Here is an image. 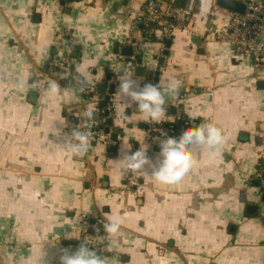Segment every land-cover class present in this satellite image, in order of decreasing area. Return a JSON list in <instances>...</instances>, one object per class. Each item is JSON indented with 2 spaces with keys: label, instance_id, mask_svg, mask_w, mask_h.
Segmentation results:
<instances>
[{
  "label": "crops",
  "instance_id": "crops-1",
  "mask_svg": "<svg viewBox=\"0 0 264 264\" xmlns=\"http://www.w3.org/2000/svg\"><path fill=\"white\" fill-rule=\"evenodd\" d=\"M63 1L0 0V264H59L61 249L79 245L83 215L103 229L109 212L121 219L118 234L109 237L103 229L88 235L111 248L102 255L108 264H264V193L255 180L264 169V62L237 59L216 41L215 32L233 13L214 0L201 11L199 0L186 23L197 35L177 29L167 49L147 28L133 27L147 0ZM62 32L77 53L68 80L51 70ZM127 48L131 57L122 53ZM138 56L148 70L160 68L159 83L179 81L183 96L166 99L182 106L176 114L147 120L117 94L125 73L149 82L135 76ZM20 79L23 90L16 87ZM114 79V95L97 94V86ZM49 80L60 84L59 96L44 94ZM81 87L92 90L90 99ZM108 98L114 106L113 126L108 119L105 127L110 133L96 136L83 157L65 150V134L78 117ZM201 122L223 131L225 142L214 157L206 147H193L196 163L179 183L139 172V185H126L127 169L117 162L123 143L130 152L147 148L154 159L161 136L150 135V125L168 123L175 130L169 136L179 137Z\"/></svg>",
  "mask_w": 264,
  "mask_h": 264
},
{
  "label": "clouds",
  "instance_id": "clouds-1",
  "mask_svg": "<svg viewBox=\"0 0 264 264\" xmlns=\"http://www.w3.org/2000/svg\"><path fill=\"white\" fill-rule=\"evenodd\" d=\"M208 0H200L201 11L207 7ZM81 82L78 80V83ZM41 82L37 79L33 86H38ZM18 90L25 88V82L17 81ZM179 81H170L166 86L161 83H141L129 74L119 77L117 94L129 105H136V111L142 114L147 120L159 122L165 113L166 98H176L179 95ZM83 91V88H79ZM61 86L56 80H49L44 89V94L52 97L59 96ZM67 95V93H64ZM86 121L82 130L74 127L65 134L63 148L72 155L83 157L90 147L91 122L94 120V112H85ZM195 118H193L194 120ZM225 142V137L221 128L215 123L201 122L184 129L179 137L169 136L166 132H161L158 138L159 153L155 158L147 154V148L140 147L134 152L123 143L121 158L117 161L123 167L135 174L143 172L151 176L154 181L174 185L183 180L196 163L193 155V147H206L211 156H215ZM150 169V172H149ZM105 222L104 232L109 236L118 234L121 227V219L118 215L103 213ZM70 237V236H69ZM111 251V248H108ZM108 257L98 254L94 249L88 247V241L81 242L75 251L61 249L59 264H108Z\"/></svg>",
  "mask_w": 264,
  "mask_h": 264
},
{
  "label": "built area",
  "instance_id": "built-area-1",
  "mask_svg": "<svg viewBox=\"0 0 264 264\" xmlns=\"http://www.w3.org/2000/svg\"><path fill=\"white\" fill-rule=\"evenodd\" d=\"M199 0H187L185 6L177 7L174 0H147L144 4V13L135 20L133 27L140 26L147 28L150 37H157L165 43L171 40L177 29L182 30L189 37L197 35L196 32L187 28L186 23L195 13ZM216 1V0H214ZM246 6L244 14L233 13L227 26L218 29L214 36L220 44L228 45L231 48L232 56L242 61L252 60L256 66L264 62V0H234ZM54 47L56 54L51 61V70L53 76L61 80L72 79L75 75L73 70L76 65L74 58L75 49L67 32H62L55 37ZM138 44H133V50L139 54ZM134 60L135 58L132 57ZM111 79V78H110ZM109 79V80H110ZM116 79L111 80V84L116 86ZM85 98H91L92 90L89 87L83 88ZM104 100V99H103ZM102 100V101H103ZM104 102V101H103ZM106 114V117L104 115ZM114 114V106L109 98V103L97 107L94 110V120L91 122V141L96 136H106L105 126L102 127L108 119ZM86 118L78 117L75 127L84 128ZM147 132L153 136H161V132L168 135H174L175 130L170 126L150 125ZM255 180L264 193V169L259 170L255 175ZM125 181L128 187L139 185V172L133 174L127 170ZM94 230L97 235L102 234L101 222L96 220L91 222L85 215L82 217V238L88 241V247L94 249L100 255H105L108 251L107 246L98 244L88 235L89 231Z\"/></svg>",
  "mask_w": 264,
  "mask_h": 264
},
{
  "label": "water",
  "instance_id": "water-1",
  "mask_svg": "<svg viewBox=\"0 0 264 264\" xmlns=\"http://www.w3.org/2000/svg\"><path fill=\"white\" fill-rule=\"evenodd\" d=\"M65 4V0L63 1V5ZM216 5L219 8L225 9L229 12L232 13H237V14H244L246 11V6L242 3H239L237 1L234 0H216ZM36 19H39V16H36ZM194 42H196L197 44H201L202 41L200 39L194 38L193 39ZM171 47V42L167 43V49H170ZM125 56L131 57L133 54L132 49L131 48H127L122 52ZM201 53H203V51H201ZM169 51H165V56H168ZM75 56H77V53L75 54ZM141 60L137 61V66L134 69V73L135 76L138 78H145L147 77V79L149 80V83H159L160 82V68H158L156 71H152V70H148L145 66L141 65ZM165 64V59L159 58L158 60V67L164 66ZM110 79V77H108V80ZM108 91V92H107ZM189 91V90H187ZM96 92L98 95H114L116 92V86L115 85H110L108 86V84H100L99 86H97ZM183 95L177 96V99L182 97ZM109 99V98H108ZM166 99H171L174 100L176 98H171V97H167ZM182 109V106H169L167 103L165 105V112L169 113V114H176L177 110ZM107 125L110 128L111 126H113V119H109L107 121ZM144 124H140V127L143 128ZM109 128L106 130V133L109 134L110 130ZM119 132L120 129L116 128L115 129V134L113 135V140L114 143H118L119 141ZM116 148L113 147L111 148L112 153H115ZM93 232V231H92ZM75 245H78V242H74Z\"/></svg>",
  "mask_w": 264,
  "mask_h": 264
},
{
  "label": "trees",
  "instance_id": "trees-1",
  "mask_svg": "<svg viewBox=\"0 0 264 264\" xmlns=\"http://www.w3.org/2000/svg\"><path fill=\"white\" fill-rule=\"evenodd\" d=\"M175 1V5L177 6V7H183V6H185V4H186V0H174ZM168 42H170V40H168V41H166L165 43H168ZM138 60H140V57L138 56V58H137V61ZM131 62V61H130ZM106 103H109V100H106V101H104L103 103H102V106H104ZM104 117H106V114L104 115ZM112 119V118H111ZM165 126H169V124L168 123H165L164 124ZM106 127V123L102 126V127Z\"/></svg>",
  "mask_w": 264,
  "mask_h": 264
}]
</instances>
